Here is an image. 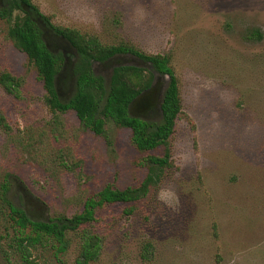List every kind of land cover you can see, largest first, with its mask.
Here are the masks:
<instances>
[{
    "label": "rangeland",
    "instance_id": "1",
    "mask_svg": "<svg viewBox=\"0 0 264 264\" xmlns=\"http://www.w3.org/2000/svg\"><path fill=\"white\" fill-rule=\"evenodd\" d=\"M33 1L54 22L103 43L169 54L179 83L183 115L168 144L173 165L150 198L96 211L87 226L103 241L95 264H264V0ZM6 29L0 20V72L21 77L22 86L15 94L0 86V187L6 175L18 177L44 202L42 218L79 212L107 184L138 186L146 175L142 159L165 148L140 152L130 131L111 121L103 137L73 111L54 116ZM120 64L142 66L118 57L94 70L107 79ZM66 78L59 80L63 100L71 95ZM165 84L154 76L158 98ZM143 117L155 120L157 112ZM16 192L10 199L19 204ZM1 196L0 189V264H19ZM128 208L130 216L123 214ZM76 254L74 242L61 261L42 248L33 258L73 264Z\"/></svg>",
    "mask_w": 264,
    "mask_h": 264
},
{
    "label": "trees",
    "instance_id": "2",
    "mask_svg": "<svg viewBox=\"0 0 264 264\" xmlns=\"http://www.w3.org/2000/svg\"><path fill=\"white\" fill-rule=\"evenodd\" d=\"M0 20L7 25V39L25 54L28 64L35 69L44 90L42 102L54 116L73 111L86 129L103 137L105 124L111 121L130 131L131 143L138 151L165 148L160 156L142 159L146 175L138 186L119 189L107 184L88 196L81 210L70 216L41 218L44 202L33 196L18 177H4L1 199L12 222L11 248L19 264H38L33 254L39 248L48 249L54 259L61 261L74 242L77 254L73 264H95L101 256L103 241L87 226L96 220V211L110 204H134L150 198L162 183L165 170L173 165L168 144L183 114L170 55L148 54L125 42L103 43L96 34L54 22L53 16L44 13L33 0H0ZM254 34L261 39L257 31ZM118 57L130 58L142 66L115 65L107 79L95 72V65ZM63 75L67 77L65 88L71 90L67 100L59 93ZM154 76L166 79L160 98L159 90L152 87ZM0 86L7 93L15 94L22 86V79L1 71ZM148 112H157V119L144 118ZM14 188L19 204L10 199ZM133 213L132 208L123 211L126 216Z\"/></svg>",
    "mask_w": 264,
    "mask_h": 264
}]
</instances>
